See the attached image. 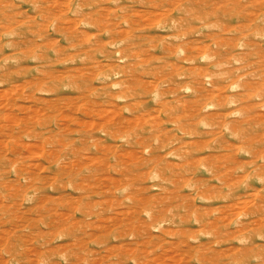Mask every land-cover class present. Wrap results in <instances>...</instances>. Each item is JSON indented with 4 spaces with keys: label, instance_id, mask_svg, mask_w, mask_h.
Instances as JSON below:
<instances>
[{
    "label": "rangeland",
    "instance_id": "374dc122",
    "mask_svg": "<svg viewBox=\"0 0 264 264\" xmlns=\"http://www.w3.org/2000/svg\"><path fill=\"white\" fill-rule=\"evenodd\" d=\"M0 264H264V0H0Z\"/></svg>",
    "mask_w": 264,
    "mask_h": 264
},
{
    "label": "bare ground",
    "instance_id": "6f19581e",
    "mask_svg": "<svg viewBox=\"0 0 264 264\" xmlns=\"http://www.w3.org/2000/svg\"><path fill=\"white\" fill-rule=\"evenodd\" d=\"M18 84H19V83H18ZM10 85H11V84H10ZM20 85H21V84H20ZM13 90H14V89H13ZM8 91H9V90H8ZM23 118H25V117H23ZM23 118H22V119H23ZM29 118H30V117H29ZM39 121H40V120H39ZM40 122H41V121H40ZM40 122H39V124H41ZM42 122H43V121H42ZM2 127H3V126H2ZM26 130H28V129H26ZM33 142H34V141H33ZM30 143H31V142H30ZM27 144H29V143H27ZM32 145H33V144H32ZM40 146H41V145H40ZM32 152H33V151H32ZM8 157H9V156H8ZM11 159H12V158H11ZM9 160H10V159H9ZM38 164H39V163H38ZM13 168H14V167H13ZM14 169H15V168H14ZM6 184H7V183H6ZM226 207H227V206H226ZM194 208H195V207H194ZM213 209H214V208H213ZM218 209H219V208H218ZM215 210H216V209H215ZM206 211H207V210H206ZM213 211H214V210H213ZM221 212H222V210H221ZM222 214H224V213H222ZM195 215H196V214H195ZM197 216H198V215H197ZM197 216H196V217H197ZM221 216H222V215H221ZM225 218H226V217H225ZM212 221H213V220H212ZM161 224H162V223H161ZM161 224H160V225H161ZM158 225H159V224H158ZM215 225H216V224H215ZM201 230H202V229H201ZM206 231H207V230H206ZM173 233H174V232H173ZM215 233H216V232H215ZM144 238H145V237H144ZM128 246H129V245H128ZM121 247H122V246H121ZM125 248H126V247H125ZM200 250H201V249H200ZM211 261H213V260H211Z\"/></svg>",
    "mask_w": 264,
    "mask_h": 264
}]
</instances>
